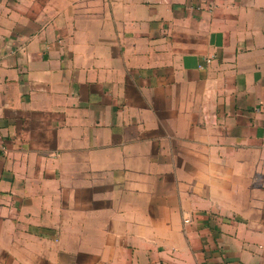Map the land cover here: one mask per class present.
Listing matches in <instances>:
<instances>
[{"label": "crops", "instance_id": "crops-1", "mask_svg": "<svg viewBox=\"0 0 264 264\" xmlns=\"http://www.w3.org/2000/svg\"><path fill=\"white\" fill-rule=\"evenodd\" d=\"M0 264H264V0H0Z\"/></svg>", "mask_w": 264, "mask_h": 264}, {"label": "built area", "instance_id": "built-area-1", "mask_svg": "<svg viewBox=\"0 0 264 264\" xmlns=\"http://www.w3.org/2000/svg\"><path fill=\"white\" fill-rule=\"evenodd\" d=\"M209 61V60H208Z\"/></svg>", "mask_w": 264, "mask_h": 264}]
</instances>
